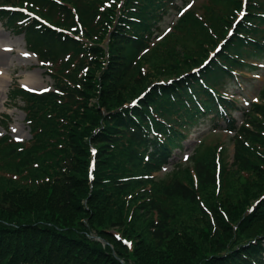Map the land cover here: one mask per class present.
I'll use <instances>...</instances> for the list:
<instances>
[{"label":"trees","instance_id":"obj_1","mask_svg":"<svg viewBox=\"0 0 264 264\" xmlns=\"http://www.w3.org/2000/svg\"><path fill=\"white\" fill-rule=\"evenodd\" d=\"M178 1L0 0L27 11L0 18L53 82L11 91L31 138L0 137V264H264V83L248 108L223 91L264 59V0L227 39L241 0L184 11L152 46ZM208 119L233 135L232 172L198 147L156 181Z\"/></svg>","mask_w":264,"mask_h":264},{"label":"rangeland","instance_id":"obj_2","mask_svg":"<svg viewBox=\"0 0 264 264\" xmlns=\"http://www.w3.org/2000/svg\"><path fill=\"white\" fill-rule=\"evenodd\" d=\"M203 4H207V0H189L187 7L194 10L197 16L203 17L206 14L205 9L202 8ZM222 11L227 13V6H225V10ZM238 13L240 12L238 11L235 14ZM208 15L209 12L207 11V16ZM177 19L178 18L174 15V13H172L159 23V29L154 30L153 42L151 44L152 46L161 41L166 34L173 32V29L171 28ZM229 29L226 32L227 37L230 35ZM223 43L224 41L220 39L217 44L213 46V48L209 49L208 55L211 53L216 55L217 53H215V48L218 45L221 47V44ZM22 46L25 48L22 35L18 36L15 33H12L9 29H4L0 23V55H7V64L0 66V78H3V84L6 88L5 106H0V137L8 135L11 140L18 143L27 142L30 138V133L28 125L25 122L24 113L20 110L23 107V103L19 99H11V89L15 86V84L22 87V83L29 84L32 87L31 89L35 91L51 89L52 86V81L40 67L36 58L29 57L21 53ZM256 69L255 73H249L246 71L242 72L241 74L243 76L238 77L232 83H228V85L223 88V91L230 95L235 101L242 103L244 106H247L250 101L258 103V99H256L255 96L259 94L258 92L261 90L264 83V59L258 63ZM166 79L168 80L169 78ZM234 115L236 118H239L238 114ZM232 138V134L222 131H213L210 121L204 122V124L197 126L196 128H191L188 131L185 140L181 143L180 150H175L173 152L174 155L170 158L171 161L169 164H166L163 167L161 173L153 174L152 177L158 181L170 174L178 164H182L181 168L190 164V157H192V155L196 152V149L199 147L201 154L206 152L208 149L215 148V157H217L215 171L220 181V175L223 170L232 172L233 169ZM210 151L211 150L203 155L204 159L209 160L211 158V155L209 154ZM255 201V199L250 198L251 204H254ZM186 208L187 206L185 203L180 201L178 202V210L181 213V218L185 215Z\"/></svg>","mask_w":264,"mask_h":264},{"label":"bare ground","instance_id":"obj_3","mask_svg":"<svg viewBox=\"0 0 264 264\" xmlns=\"http://www.w3.org/2000/svg\"><path fill=\"white\" fill-rule=\"evenodd\" d=\"M21 53H23L24 55H27L29 57H34L32 54L27 52L23 46L21 47ZM6 60H7V55H5V54L0 55V66L6 65L7 64ZM3 83H4V81H3V78L1 77L0 78V96H2V97H0V106L1 107H4L5 106V102H6V88H5ZM22 84L26 88H32L27 83H22Z\"/></svg>","mask_w":264,"mask_h":264},{"label":"snow or ice","instance_id":"obj_4","mask_svg":"<svg viewBox=\"0 0 264 264\" xmlns=\"http://www.w3.org/2000/svg\"><path fill=\"white\" fill-rule=\"evenodd\" d=\"M46 91V90H45Z\"/></svg>","mask_w":264,"mask_h":264}]
</instances>
